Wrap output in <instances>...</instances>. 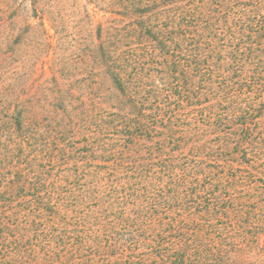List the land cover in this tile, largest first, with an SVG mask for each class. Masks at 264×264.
<instances>
[{
	"label": "trees",
	"instance_id": "16d2710c",
	"mask_svg": "<svg viewBox=\"0 0 264 264\" xmlns=\"http://www.w3.org/2000/svg\"><path fill=\"white\" fill-rule=\"evenodd\" d=\"M0 264H264V0H0Z\"/></svg>",
	"mask_w": 264,
	"mask_h": 264
}]
</instances>
